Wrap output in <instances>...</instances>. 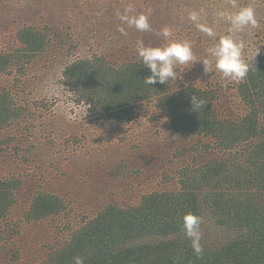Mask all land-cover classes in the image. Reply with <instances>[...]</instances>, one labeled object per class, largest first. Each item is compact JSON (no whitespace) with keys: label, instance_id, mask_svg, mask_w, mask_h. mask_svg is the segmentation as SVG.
<instances>
[{"label":"trees","instance_id":"obj_1","mask_svg":"<svg viewBox=\"0 0 264 264\" xmlns=\"http://www.w3.org/2000/svg\"><path fill=\"white\" fill-rule=\"evenodd\" d=\"M48 34L47 28L21 29L18 40L22 48L0 50V75L12 74L23 60L44 52ZM150 74L138 58L121 65L106 58L79 59L66 69L63 81L77 104L90 106L95 127H106L102 118L128 125L134 121L135 106L155 103L154 112L150 110L152 119H168L170 130L184 143L182 149L177 148V157L198 152L204 160L194 156L198 161L177 172L178 189L147 190L135 200L146 171L128 172L123 165L122 176L129 184L122 197L105 189L104 199L96 202L100 210L93 215L86 214V204H82L81 227L71 232L62 248L53 241L42 251L38 234L29 238L27 226L67 211L61 195L44 189V183L56 176L43 175L44 183L29 185L39 180L34 172L24 177L0 172V264H22L23 260L25 264H73L75 256L83 257L85 264H264V56L251 62L246 77L237 83V95L245 107L242 114L222 111L223 91L219 88L174 84L175 80L149 86L144 78ZM15 95L7 89L0 92V130L13 128L29 112L27 105L17 106ZM193 95L202 101L195 110ZM26 137L34 136L29 133ZM40 137L51 149L52 139ZM6 138L9 146L0 152L2 166L16 157L12 149L16 154L25 153L23 158L29 164L26 153L34 158L39 155L35 151L41 143L15 146L12 134ZM142 143L139 137L133 146ZM151 168L155 177L171 178L167 170L161 173ZM188 213L204 220L201 258L182 229ZM62 230L58 226L54 233Z\"/></svg>","mask_w":264,"mask_h":264},{"label":"rangeland","instance_id":"obj_2","mask_svg":"<svg viewBox=\"0 0 264 264\" xmlns=\"http://www.w3.org/2000/svg\"><path fill=\"white\" fill-rule=\"evenodd\" d=\"M237 3L239 6H254L259 20V28L241 34L250 45L245 49V58L250 64L264 56V0H237ZM129 4L137 14H149L153 31L138 32L125 25L127 35L121 34V21L115 13L117 10L123 12ZM200 9L205 10L201 22L214 28L215 38L197 30L188 20L190 11ZM219 10L236 9L231 8V0H0V50L16 52L22 48L18 40L21 29H49L44 52L23 60L12 74L0 75V92L7 89L17 94L14 99L17 106L27 105L29 108V112H24L27 116L22 115L13 128L0 130V152L9 146L8 134L15 138V146L41 143V148L35 151L39 154L36 158L34 154L26 153L30 164L23 158L25 153L16 154L12 149L11 154L16 157L8 160L6 166L0 164V172H6L7 177H24L34 172L39 180H33L29 185L44 183L48 175H55L56 180L44 183V189L57 192L68 206L62 218L52 217L37 226H27L29 238L34 239L33 235L38 234L41 251L44 245L53 241L62 248L71 232L81 227L82 204H86V214L93 215L100 210L96 202L104 199L105 189H113L122 197L129 184V179L122 176L123 165L126 164L128 172L138 168L146 171L136 189L135 200L147 190L178 189L177 172L189 162L198 161L194 156L203 159L198 152L177 157L180 150L177 148L182 149L184 143L170 130L168 119H152L154 115L150 110L154 112L155 103L135 106L134 121L128 125L115 121L109 123L102 118L106 127H95L90 106L77 104L67 92L63 81L66 69L79 59L106 58L111 64L119 65L137 60L133 46L137 39H143L153 47L163 46L166 43L164 38L156 33L164 26H170L173 29L170 39L191 41L196 57L182 68L185 70L182 79H176L174 84L181 82L219 88L223 91L220 99L222 111L242 114L245 107L237 95L238 82L226 81L216 71L214 61L209 66V73H205L202 62H198L207 56L209 47L227 34L229 25L218 19L216 12ZM260 46L261 51L253 60L252 56ZM224 112L221 114H226ZM29 133L34 137H26ZM41 134L52 139L51 149L46 148V140L40 137ZM139 137L143 143L135 148L133 144ZM191 142L192 147L194 139ZM152 166L161 173L167 170L171 178L155 177ZM58 226L63 230L54 233ZM32 244H36L35 241ZM22 264H25L24 260Z\"/></svg>","mask_w":264,"mask_h":264},{"label":"clouds","instance_id":"obj_3","mask_svg":"<svg viewBox=\"0 0 264 264\" xmlns=\"http://www.w3.org/2000/svg\"><path fill=\"white\" fill-rule=\"evenodd\" d=\"M230 10H219L216 12L218 19L225 21L229 27L227 34L221 36L219 40L209 47L207 56L198 62H202L205 73H209V66L214 61V67L222 77L229 82L242 81L249 72V62L245 58V49L250 45L241 37L245 30L259 28V20L256 16L254 6H239L237 0H231ZM116 16L121 21L119 31L127 35L126 27H134L138 32L153 31L150 23L149 14L136 13L131 4L124 8L123 12L116 11ZM205 10H192L188 13V20L193 23L197 30L203 32L208 37L215 38L216 32L212 26L201 22ZM162 36L166 42L163 46L153 47L146 45L143 39H137L135 49L138 59L142 65L150 70V75L144 78V83L151 86L156 83L168 84L170 80L182 79L183 67L188 66L196 57L192 51V43L188 40H171L173 29L170 26H164L156 33ZM264 46V45H262ZM261 51L258 47L252 56L255 60ZM191 103L193 110L202 104L194 95ZM203 217L194 213H188L183 217L182 229L186 238L190 241L191 247L197 256L201 258L204 253L202 244ZM73 264H85L81 256L73 257Z\"/></svg>","mask_w":264,"mask_h":264}]
</instances>
